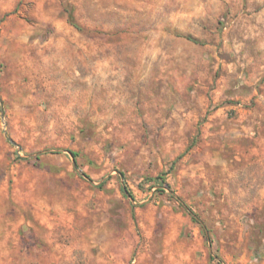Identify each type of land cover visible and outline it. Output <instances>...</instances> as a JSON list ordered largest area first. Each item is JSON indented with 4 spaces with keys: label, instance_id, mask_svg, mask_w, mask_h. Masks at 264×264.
Here are the masks:
<instances>
[{
    "label": "rangeland",
    "instance_id": "1",
    "mask_svg": "<svg viewBox=\"0 0 264 264\" xmlns=\"http://www.w3.org/2000/svg\"><path fill=\"white\" fill-rule=\"evenodd\" d=\"M221 262L264 264V0H0V264Z\"/></svg>",
    "mask_w": 264,
    "mask_h": 264
},
{
    "label": "trees",
    "instance_id": "2",
    "mask_svg": "<svg viewBox=\"0 0 264 264\" xmlns=\"http://www.w3.org/2000/svg\"><path fill=\"white\" fill-rule=\"evenodd\" d=\"M71 14H72V12H71ZM71 20L73 22V16L72 15H71ZM69 152H70L71 156L74 158V160H76L77 157L79 156L78 153L75 152V151H69ZM167 188H170V187H167ZM124 190L127 193L128 197H130L131 199H134L133 195L127 191L126 187L124 188ZM174 198L192 216L193 220L196 221V222H198L202 226L207 241L209 243L212 242L211 237H210V232H209V229L207 228L206 224L201 219H199V217L197 216V214L194 211H192V209L187 205V203L183 199H181L177 195H174Z\"/></svg>",
    "mask_w": 264,
    "mask_h": 264
}]
</instances>
